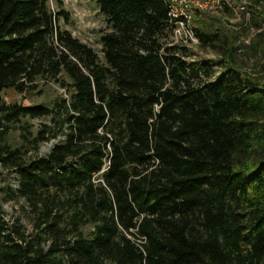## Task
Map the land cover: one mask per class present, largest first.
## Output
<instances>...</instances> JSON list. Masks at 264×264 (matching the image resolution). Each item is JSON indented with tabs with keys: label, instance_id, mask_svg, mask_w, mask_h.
I'll list each match as a JSON object with an SVG mask.
<instances>
[{
	"label": "trees",
	"instance_id": "trees-1",
	"mask_svg": "<svg viewBox=\"0 0 264 264\" xmlns=\"http://www.w3.org/2000/svg\"><path fill=\"white\" fill-rule=\"evenodd\" d=\"M50 1L0 0V94L65 93L0 96V166L18 181L0 194L32 228L0 209V264H264V0L233 30L196 9L195 46L176 40L172 0H91L101 57Z\"/></svg>",
	"mask_w": 264,
	"mask_h": 264
},
{
	"label": "rangeland",
	"instance_id": "rangeland-1",
	"mask_svg": "<svg viewBox=\"0 0 264 264\" xmlns=\"http://www.w3.org/2000/svg\"><path fill=\"white\" fill-rule=\"evenodd\" d=\"M225 1L226 4L233 9L235 18L230 19L225 14ZM50 6L55 12H58L59 9L62 8L68 13V19L61 18L59 20V28L63 31L70 32L74 38L94 49L101 57L100 38L106 30V22L105 16L101 13L99 7L94 2L91 0H51ZM176 6L182 10L185 9L189 16V29H185L186 33L191 32L190 30L193 27L191 22L192 15L196 9L205 12L206 15H211L213 18L220 19L221 24H218L219 27L222 26L233 30V25L243 20L242 13L246 10V0H177ZM188 38H190L189 35ZM192 45L195 46L197 44L193 42ZM193 53L195 54V58L199 60H218L220 58L212 52L200 49H194ZM262 60H264V58ZM40 85V89L27 96L20 95L13 90L4 91L0 96L7 104L15 103L23 106H30L39 104L51 105L56 98L65 95L64 91L60 90L55 84L45 85L41 83ZM42 122L44 121L26 119L23 121L22 125L30 126L33 128V131L36 132ZM7 141L8 144L13 147H20L22 143L20 130L12 129L7 136ZM56 142L57 141L41 143L38 151H32L29 155H45ZM0 178L3 187H9V189H12L13 191L17 190L18 181L17 175L14 171L9 172L0 166ZM24 207L25 204L23 201L12 200L4 193L0 194V209L4 213L6 222L12 224L18 220L29 232L32 228L28 224V220L24 214Z\"/></svg>",
	"mask_w": 264,
	"mask_h": 264
},
{
	"label": "built area",
	"instance_id": "built-area-1",
	"mask_svg": "<svg viewBox=\"0 0 264 264\" xmlns=\"http://www.w3.org/2000/svg\"><path fill=\"white\" fill-rule=\"evenodd\" d=\"M176 2L177 0H172L173 3V11H172V17L175 18L176 20H179L180 17H183L187 20V23L179 21V27L176 30L175 33V37L177 41H184V43L186 44H192L193 42H195L196 44L198 43L197 39L194 37L192 30H190L191 32H187L185 31V29H189V23H190V19L189 16L187 15V11H185V9H179L176 6ZM188 35L190 36V38H188Z\"/></svg>",
	"mask_w": 264,
	"mask_h": 264
}]
</instances>
